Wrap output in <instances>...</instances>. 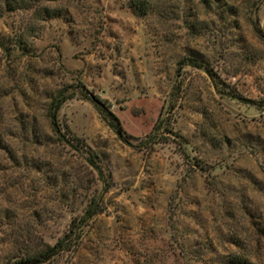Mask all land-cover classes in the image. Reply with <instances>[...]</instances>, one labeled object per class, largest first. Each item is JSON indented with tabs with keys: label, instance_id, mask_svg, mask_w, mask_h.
Instances as JSON below:
<instances>
[{
	"label": "rangeland",
	"instance_id": "rangeland-1",
	"mask_svg": "<svg viewBox=\"0 0 264 264\" xmlns=\"http://www.w3.org/2000/svg\"><path fill=\"white\" fill-rule=\"evenodd\" d=\"M5 1L0 264L89 196L78 244L41 264H264V0Z\"/></svg>",
	"mask_w": 264,
	"mask_h": 264
},
{
	"label": "trees",
	"instance_id": "trees-1",
	"mask_svg": "<svg viewBox=\"0 0 264 264\" xmlns=\"http://www.w3.org/2000/svg\"><path fill=\"white\" fill-rule=\"evenodd\" d=\"M134 6L139 10H145L147 6V0H134ZM5 11H15L21 9L23 11H31L33 6L29 5L28 0H6ZM34 14L40 19L42 18H54L61 15L60 10L55 8L44 7L42 9L36 8L33 11ZM22 45L21 39L18 44ZM21 47V46H19ZM65 93L60 91L59 93L50 97V101L46 107V119L49 123V128L57 135L58 139H65V135L62 133V127L57 120V113L64 102ZM89 161L94 163V157L89 156ZM101 209L98 206L97 198L95 196H89L86 200V206L82 208V213L79 217H75L69 223L68 229L64 232L63 236L59 237L54 244L42 242L35 247H20L17 249V253L10 255L5 264H41L49 261L51 258L56 257L64 251H69L75 245L78 244L77 231L96 213ZM10 218L13 221L16 218L14 212L2 213L0 210V224L3 219Z\"/></svg>",
	"mask_w": 264,
	"mask_h": 264
}]
</instances>
